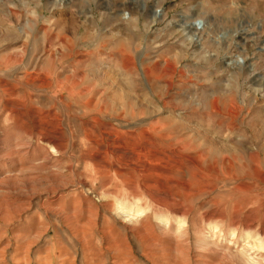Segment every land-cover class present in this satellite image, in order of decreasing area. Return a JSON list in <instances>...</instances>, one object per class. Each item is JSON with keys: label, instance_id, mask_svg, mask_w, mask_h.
<instances>
[{"label": "rangeland", "instance_id": "374dc122", "mask_svg": "<svg viewBox=\"0 0 264 264\" xmlns=\"http://www.w3.org/2000/svg\"><path fill=\"white\" fill-rule=\"evenodd\" d=\"M260 77L264 0H0V264H264Z\"/></svg>", "mask_w": 264, "mask_h": 264}, {"label": "bare ground", "instance_id": "6f19581e", "mask_svg": "<svg viewBox=\"0 0 264 264\" xmlns=\"http://www.w3.org/2000/svg\"><path fill=\"white\" fill-rule=\"evenodd\" d=\"M154 18H156V12H154ZM191 26H192V24H191ZM178 29H179L178 31L181 32V33H183V31L186 30V32L189 33V36H191V40H193V36L195 35V32L193 30H196L197 28H196V26L190 27L188 24H183L182 23V25L179 24V28ZM194 41H195V39H194ZM256 82H258V84L261 85V84L264 83V80H263L262 77H260V78H258L256 80Z\"/></svg>", "mask_w": 264, "mask_h": 264}]
</instances>
